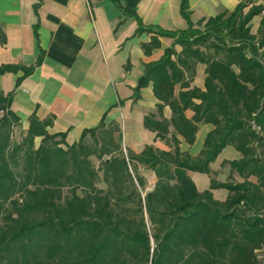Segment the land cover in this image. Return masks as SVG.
I'll return each instance as SVG.
<instances>
[{"label":"trees","instance_id":"16d2710c","mask_svg":"<svg viewBox=\"0 0 264 264\" xmlns=\"http://www.w3.org/2000/svg\"><path fill=\"white\" fill-rule=\"evenodd\" d=\"M181 5L188 16L187 0ZM263 10L241 0L197 27L137 29L152 33L142 43L146 55L160 36L174 37L146 64L141 85L152 82L158 99L143 123L167 151L152 144L135 153L105 116L69 144L66 132L49 130L54 115L34 112L15 140L21 118L12 93L0 91V264H264ZM254 16L261 17L255 32ZM199 64L203 88L194 85ZM7 70L17 67L1 66L0 74ZM210 123L197 156L181 151L179 136L194 144ZM226 146L240 154L226 162L242 180L210 177L199 190L189 172L212 174ZM141 167L154 171L152 189ZM217 188L228 191L225 200Z\"/></svg>","mask_w":264,"mask_h":264},{"label":"crops","instance_id":"0c3cea01","mask_svg":"<svg viewBox=\"0 0 264 264\" xmlns=\"http://www.w3.org/2000/svg\"><path fill=\"white\" fill-rule=\"evenodd\" d=\"M240 1L187 0L186 16L181 0H0V67H17L0 74V91L12 93L11 109L25 129L34 112L41 119L54 115L49 130L66 132L71 144L105 116L106 124L121 125L124 146L135 153L152 144L167 151L168 143L143 123L146 114L157 110L152 82L137 85L146 64L161 58L174 37L160 36L161 46L146 55L142 43L149 42L152 33L137 29L186 30L234 10ZM253 18L255 32L261 17ZM26 69L32 71L26 74ZM204 70L199 64L194 81L202 88ZM169 114L166 107L165 115ZM213 127L201 124L194 144L179 136L181 151H187L185 145L198 146L196 153L188 151L197 156ZM152 175L156 177L154 171Z\"/></svg>","mask_w":264,"mask_h":264},{"label":"rangeland","instance_id":"374dc122","mask_svg":"<svg viewBox=\"0 0 264 264\" xmlns=\"http://www.w3.org/2000/svg\"><path fill=\"white\" fill-rule=\"evenodd\" d=\"M258 3H263L264 0H256ZM255 21H253V24L255 26ZM200 79V78H199ZM199 84H203L201 80L198 81ZM25 130L24 127L15 128L13 138L15 140H18L20 138L21 132ZM122 136H123V129H122ZM37 143H39V139H36ZM124 143V141H123ZM187 151H191L193 153H196V150L198 146L190 147L185 145ZM240 157V154L237 153L236 150H234L232 147H227L213 162H211L212 167V174L208 175L199 171H190V174L192 176V179L195 180L197 186L199 189L207 188L210 183V177H215L217 180L220 181H226V180H232V181H241L242 179L238 175L236 171H233L231 166L226 162V160L231 159H238ZM226 162V163H225ZM141 172L146 176L147 182H148V188L151 189L154 185V180H156V177L152 175V171L148 170L146 168L141 167ZM217 196L225 200L227 197L228 191L224 188H217L216 189Z\"/></svg>","mask_w":264,"mask_h":264},{"label":"water","instance_id":"95a60500","mask_svg":"<svg viewBox=\"0 0 264 264\" xmlns=\"http://www.w3.org/2000/svg\"><path fill=\"white\" fill-rule=\"evenodd\" d=\"M144 76H141L140 77V81H139V83H138V85H137V88H140L141 87V85L143 84V82H144Z\"/></svg>","mask_w":264,"mask_h":264},{"label":"built area","instance_id":"2783aa9c","mask_svg":"<svg viewBox=\"0 0 264 264\" xmlns=\"http://www.w3.org/2000/svg\"><path fill=\"white\" fill-rule=\"evenodd\" d=\"M263 12H264V10H263Z\"/></svg>","mask_w":264,"mask_h":264}]
</instances>
